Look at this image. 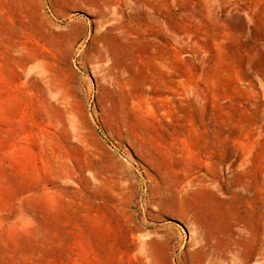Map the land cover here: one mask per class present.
Returning <instances> with one entry per match:
<instances>
[{
  "label": "rangeland",
  "instance_id": "rangeland-1",
  "mask_svg": "<svg viewBox=\"0 0 264 264\" xmlns=\"http://www.w3.org/2000/svg\"><path fill=\"white\" fill-rule=\"evenodd\" d=\"M260 249L264 0H0V264Z\"/></svg>",
  "mask_w": 264,
  "mask_h": 264
},
{
  "label": "bare ground",
  "instance_id": "bare-ground-1",
  "mask_svg": "<svg viewBox=\"0 0 264 264\" xmlns=\"http://www.w3.org/2000/svg\"><path fill=\"white\" fill-rule=\"evenodd\" d=\"M261 233H262V231H261ZM262 254H264V249H260V255H262ZM226 262H227V257H222L221 262L218 264H227ZM206 264H214V263L211 261H207Z\"/></svg>",
  "mask_w": 264,
  "mask_h": 264
}]
</instances>
